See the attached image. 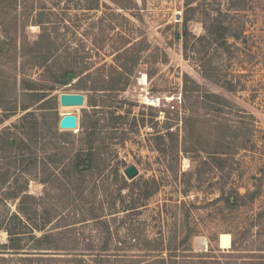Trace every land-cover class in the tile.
Segmentation results:
<instances>
[{"label":"rangeland","instance_id":"374dc122","mask_svg":"<svg viewBox=\"0 0 264 264\" xmlns=\"http://www.w3.org/2000/svg\"><path fill=\"white\" fill-rule=\"evenodd\" d=\"M191 1L0 0V102H33L26 111L34 112L20 119L26 111L18 108L0 134L28 144L37 136L35 161L0 146V225L17 226L24 248L3 249L8 234L0 229V264H150L176 247L168 264H264V0ZM212 16L241 20L244 35L228 37L223 49L198 41ZM37 47L50 51L45 66L28 58ZM121 62L130 75L121 90L107 89ZM52 64L76 66L78 76L52 82ZM224 79L236 90L215 83ZM204 90L227 105L207 107L218 100ZM63 92L82 93L84 103L61 106ZM68 114L75 128L60 126ZM214 122L230 125L244 147L223 149ZM90 151L95 165L74 172V157ZM129 164L138 170L132 179L123 173ZM236 192L240 206L230 212L221 196Z\"/></svg>","mask_w":264,"mask_h":264},{"label":"trees","instance_id":"16d2710c","mask_svg":"<svg viewBox=\"0 0 264 264\" xmlns=\"http://www.w3.org/2000/svg\"><path fill=\"white\" fill-rule=\"evenodd\" d=\"M192 3L191 0H187V4L190 5ZM234 10H236V8H233ZM1 13V10H0ZM221 12H219L218 14H220ZM228 16V15H227ZM209 19V24L207 26H205V32L206 34H204L203 36H199L197 37V40H205L207 42V44H211V45H215L218 48L223 49L225 46H227L228 44V37L233 38L234 40H237L240 38V33L242 35H244V23L241 20H236V22L234 21H229V20H224V18L218 17V16H212ZM189 18L188 16L184 17L183 20V33H182V48H183V52H184V56H187V51L189 49L188 46V29H187V22H188ZM235 25L237 32H231V26ZM241 31V32H240ZM46 37H49L48 32L43 33ZM36 54L37 55H30L28 56V58L30 59H36L39 58L41 59V63L40 62H35L37 66H45L47 63V60L50 57V51L46 50V49H40L39 47H37L36 50ZM49 51V52H48ZM129 64H125V62H121L119 64V70H114L115 72H113L114 74V78H112V80H110V84L109 86H105L107 89H115V90H121L122 88H119L120 85H124L125 84V80H127V76L130 75L131 73V68L130 66H128ZM204 65V64H203ZM202 65V69H201V74L203 77L211 79V74L210 71L208 70V68H204L205 66ZM46 73H47V78L49 80H51L52 82H61L62 81V77H66L67 74L71 73L74 77L78 76V68L76 66H57V65H47L46 67ZM26 80L24 79V82ZM217 81V80H215ZM220 84L222 87H224L225 89L229 90V91H234L236 90V86L234 84V82L231 80H222L220 82H215ZM24 89L26 91H28L27 95H31V96H38V94H36V92H29L32 88H30L28 86V84H23ZM93 89V88H92ZM187 89L184 88V92H186ZM203 95L202 97H206L208 98H216L218 100V102L216 101H211L209 99V102H211L212 104H205L207 105V107L209 108H214L216 107L215 105H218L217 107H220L219 105H222L223 107L227 105V101L216 95L213 94L207 90L202 91ZM33 93V94H32ZM35 93V94H34ZM48 95L44 96L43 99H45ZM36 99V98H35ZM40 100V99H39ZM6 104H2V102H0V108L3 110V115L0 116V122H2L4 119L10 117L11 115L15 114L18 110V108H20V110L26 111L30 108V106L33 105V102H29L27 104H21L19 105V107L17 106L16 103V99H9L6 100ZM38 101V100H37ZM44 104L48 105L49 108H55L57 101L56 98L54 96H50L48 98H46L44 100ZM34 115V112L29 110L26 111L25 114H23L20 119H24L27 117H31ZM51 115L54 116L53 122L55 124H52V127L54 129H56L57 131V124H56V113L55 110H53V113H51ZM185 124H187V120L185 121ZM211 132L216 134V138H218V143L222 144V147H225L223 149L229 148V149H234L235 151L238 149H241L244 147V145L242 144L241 140H239V136H237V134H234L231 132V126L228 124H224L221 122H214L213 124H211ZM236 133V132H235ZM2 134V133H1ZM0 134V146L4 147L6 149H9L11 151L14 150H22V151H27L26 155L27 156H32L34 161L35 155H31L33 154L32 150H31V143L32 146L33 144L36 145L37 143V136H32L29 139L30 144L25 143L24 142V138L23 135H19L16 138H13V141L10 142L9 137L8 138H3ZM92 133H88L89 137H92ZM185 138H189L187 137V127L185 130ZM19 140V141H18ZM56 149H58L57 147H55ZM93 149L90 147V150ZM184 151H186V148H184ZM226 153V152H223ZM234 153V151H233ZM231 153V154H233ZM95 155H97V153H93L92 151H90V153L87 154V156L82 159L80 156H75L74 159L72 160L71 163V169L76 172V173H84L87 170H90L94 165H95ZM154 189H156V185L154 186ZM152 192V191H151ZM18 192L12 194L15 196H18ZM148 195V193H147ZM22 197H30L28 194L24 193L22 194ZM221 200H224L227 206V209L230 212H234L235 209L239 208V199L241 197V195L238 194V192H236L235 194H229L228 196H221ZM130 209H133L130 208ZM0 229H5V231L8 234V244H5V248L6 250H9L11 252H20V251H24L23 247L20 244L21 238H20V234L21 231L18 230L17 226H5L2 228V226L0 225ZM21 229V228H20ZM232 233V240H231V249L232 250H238L236 248L239 237L237 236V234L233 231ZM48 238L47 235L43 234V236H40L38 238H36L37 242L40 243L42 242L43 239ZM190 239V234H185L184 238L182 240H180V244H184L185 242L189 241ZM105 247V246H104ZM103 247V248H104ZM0 247V253H2L3 249ZM166 253H168V258H165L163 256H156L154 259H152L150 261V264H168V260H172L173 257L176 256L177 251L179 250L178 247L176 248H166ZM189 250V249H188ZM27 253V252H25ZM193 256H200V255H193ZM205 257H209L210 255H202ZM206 261V260H205ZM202 263L208 264L209 262H204V260L202 261ZM99 264H101L99 262ZM195 264V263H194Z\"/></svg>","mask_w":264,"mask_h":264},{"label":"water","instance_id":"95a60500","mask_svg":"<svg viewBox=\"0 0 264 264\" xmlns=\"http://www.w3.org/2000/svg\"><path fill=\"white\" fill-rule=\"evenodd\" d=\"M72 74H67V82L71 80ZM58 102L61 106H80L84 103V95L82 93H60L58 96ZM74 126L75 125V117L74 116H66L64 119L62 118L60 122L61 127L66 126ZM11 142V140H10ZM123 173L128 179L134 178L138 174V170L134 164H129L123 169Z\"/></svg>","mask_w":264,"mask_h":264},{"label":"bare ground","instance_id":"6f19581e","mask_svg":"<svg viewBox=\"0 0 264 264\" xmlns=\"http://www.w3.org/2000/svg\"><path fill=\"white\" fill-rule=\"evenodd\" d=\"M140 80H141V79H140ZM143 80H145V79L142 78V81H143ZM145 99H146L147 103H149V104H155V102H156V100H157V99H155V98H153V97H152V98H151V97H149V98L146 97ZM66 116H74V115H73V114L65 115V116H63V119H64ZM74 117H75V116H74ZM66 127H68V128H75V127H76V123H75L74 126H73V125H72V126L70 125V126H66Z\"/></svg>","mask_w":264,"mask_h":264},{"label":"built area","instance_id":"2783aa9c","mask_svg":"<svg viewBox=\"0 0 264 264\" xmlns=\"http://www.w3.org/2000/svg\"><path fill=\"white\" fill-rule=\"evenodd\" d=\"M172 107H174V106H172Z\"/></svg>","mask_w":264,"mask_h":264}]
</instances>
